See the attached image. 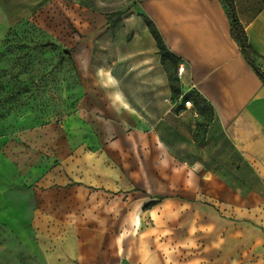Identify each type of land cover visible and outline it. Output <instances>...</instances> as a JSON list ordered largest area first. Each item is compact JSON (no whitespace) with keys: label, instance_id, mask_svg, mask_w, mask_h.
I'll return each instance as SVG.
<instances>
[{"label":"crops","instance_id":"obj_1","mask_svg":"<svg viewBox=\"0 0 264 264\" xmlns=\"http://www.w3.org/2000/svg\"><path fill=\"white\" fill-rule=\"evenodd\" d=\"M232 2L264 72V0ZM130 13L141 19L131 39L82 42L87 72L75 101L96 143L148 149L147 226L136 229L131 217L127 243L119 233L101 250L98 234L88 245L97 249L57 252L44 264H75L67 255L79 264H254L264 257V82L231 37L220 0H130ZM144 18L183 66L178 94ZM186 94L212 109L204 134ZM218 160L223 166L209 162Z\"/></svg>","mask_w":264,"mask_h":264},{"label":"rangeland","instance_id":"obj_2","mask_svg":"<svg viewBox=\"0 0 264 264\" xmlns=\"http://www.w3.org/2000/svg\"><path fill=\"white\" fill-rule=\"evenodd\" d=\"M139 23L130 0H0V264L95 250L88 245L98 234L101 250L119 233L127 243L134 216L136 229L147 226L148 149L96 143L97 129L81 125L75 101L87 72L82 42L131 39ZM105 24L111 29L101 32ZM165 64L173 79L177 63ZM192 104L204 134L212 109Z\"/></svg>","mask_w":264,"mask_h":264},{"label":"trees","instance_id":"obj_3","mask_svg":"<svg viewBox=\"0 0 264 264\" xmlns=\"http://www.w3.org/2000/svg\"><path fill=\"white\" fill-rule=\"evenodd\" d=\"M220 1L226 6L227 17H228L229 22H230L229 32H230L231 37L234 39V41L238 45L240 52L243 55V57L245 58V60L254 69V71L260 77L262 82H264V72H262L260 70V68L253 61V56L255 55V52L251 48L250 44L248 43V39H247V36L245 34V31H244L242 25L240 24V22L236 16L232 0H220ZM107 20H108V18H107ZM144 22L146 23L147 26H149L151 34H152L154 40L156 41V45L158 47V52L160 54L161 61L165 63V60L169 59L173 63H175V64L177 63V68H176V70H177L178 65H179L178 56H176L175 54L171 53L168 50V48L166 47L160 33L155 29L154 25L145 18H144ZM169 78H170V76H169ZM177 80L178 79L176 76L173 79L170 78V86H171V89H172L174 94L179 93V87L177 84ZM191 99L194 101V103H196L197 106H198L199 101H202V102L205 101L203 98H200L198 96H196L194 98L189 94H186L183 96V102L185 100L191 101ZM149 204H151V203H149ZM146 206H148V203Z\"/></svg>","mask_w":264,"mask_h":264},{"label":"built area","instance_id":"obj_4","mask_svg":"<svg viewBox=\"0 0 264 264\" xmlns=\"http://www.w3.org/2000/svg\"><path fill=\"white\" fill-rule=\"evenodd\" d=\"M183 70V66L182 65H178V69H177V73L179 74L181 71ZM185 107H190L192 105L190 100H185L183 102Z\"/></svg>","mask_w":264,"mask_h":264}]
</instances>
